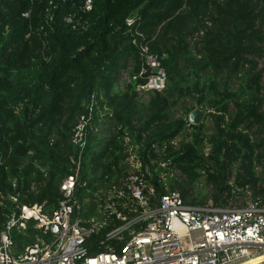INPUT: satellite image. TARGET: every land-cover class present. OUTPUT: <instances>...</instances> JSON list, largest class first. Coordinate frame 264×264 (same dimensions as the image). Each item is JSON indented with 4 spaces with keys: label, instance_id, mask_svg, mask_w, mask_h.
Instances as JSON below:
<instances>
[{
    "label": "trees",
    "instance_id": "trees-1",
    "mask_svg": "<svg viewBox=\"0 0 264 264\" xmlns=\"http://www.w3.org/2000/svg\"><path fill=\"white\" fill-rule=\"evenodd\" d=\"M142 47L167 75L161 92L138 90ZM263 78L264 0H94L90 11L84 0H0V244L18 207L59 209L78 160L80 215L99 226L88 256L120 253L129 238L108 240L122 223L103 195L124 190L132 153L153 204L174 191L197 208H225L236 192L264 200ZM93 96L81 153L74 129ZM187 98L205 111L202 124L189 122ZM116 201L136 215L128 198ZM42 236L30 222L15 252Z\"/></svg>",
    "mask_w": 264,
    "mask_h": 264
},
{
    "label": "built area",
    "instance_id": "built-area-1",
    "mask_svg": "<svg viewBox=\"0 0 264 264\" xmlns=\"http://www.w3.org/2000/svg\"><path fill=\"white\" fill-rule=\"evenodd\" d=\"M85 11L92 10L94 0H84ZM72 22L71 18L67 19ZM128 19V26L135 23ZM145 66L138 77L146 79L139 92H161L167 75L156 55L141 48ZM136 79V77L134 78ZM95 98L74 129L73 143L81 153L87 145L88 130L94 119ZM131 170L123 182L124 190L103 195L106 214L115 216L122 225L108 235V240L129 238L120 253L108 252L88 256L86 240L99 230L97 223L83 220L81 204L75 198L80 161L63 181V200L52 215L42 206L18 207L9 217L1 234L0 264H264V200L257 198L243 207L231 202L227 207L186 206L178 191L158 198L139 172L141 163L131 154ZM166 164L162 165V167ZM251 196V192H247ZM252 197V196H251ZM132 202L129 217L119 210L116 199ZM11 200L14 202L15 198ZM30 222L42 230L43 236L15 252V236L23 233ZM90 223V225H89Z\"/></svg>",
    "mask_w": 264,
    "mask_h": 264
},
{
    "label": "rangeland",
    "instance_id": "rangeland-1",
    "mask_svg": "<svg viewBox=\"0 0 264 264\" xmlns=\"http://www.w3.org/2000/svg\"><path fill=\"white\" fill-rule=\"evenodd\" d=\"M262 65H263V61H261V67H262ZM232 85L233 86H236V83L235 82H232ZM262 86H263V88H264V78H263V81H262ZM263 91H264V89H263ZM182 105H184L186 108H189V107H195V109H196V103L195 102H193L190 98H187V99H185L184 101H183V103L181 104V106ZM179 107L177 110H176V115H178V116H181V115H183V113H184V108H182V107ZM200 109V108H199ZM204 111V110H203ZM205 119H206V116H205V118H204V121H205ZM203 121V122H204ZM207 123H209V122H207ZM171 173H174L173 171H171ZM96 174H97V172H96ZM164 174V173H163ZM175 175L176 176H178V177H180V173L179 172H175ZM164 176V175H163ZM245 194V193H244ZM236 196H238V199H237V203H234V204H237V207H243V206H246L247 204H249L251 201H252V198H251V196H249V195H247V197H245V196H243V194H241L240 192H236V194H235Z\"/></svg>",
    "mask_w": 264,
    "mask_h": 264
},
{
    "label": "water",
    "instance_id": "water-1",
    "mask_svg": "<svg viewBox=\"0 0 264 264\" xmlns=\"http://www.w3.org/2000/svg\"><path fill=\"white\" fill-rule=\"evenodd\" d=\"M205 116H206L205 111H203L202 109L196 108L190 113L189 122L192 125H200L203 123Z\"/></svg>",
    "mask_w": 264,
    "mask_h": 264
},
{
    "label": "crops",
    "instance_id": "crops-1",
    "mask_svg": "<svg viewBox=\"0 0 264 264\" xmlns=\"http://www.w3.org/2000/svg\"><path fill=\"white\" fill-rule=\"evenodd\" d=\"M106 129H107L106 127H103L101 130H102V131H105ZM105 132H106V131H105Z\"/></svg>",
    "mask_w": 264,
    "mask_h": 264
}]
</instances>
